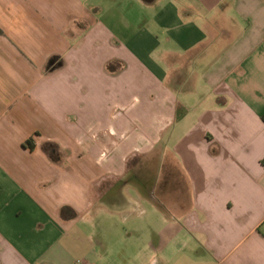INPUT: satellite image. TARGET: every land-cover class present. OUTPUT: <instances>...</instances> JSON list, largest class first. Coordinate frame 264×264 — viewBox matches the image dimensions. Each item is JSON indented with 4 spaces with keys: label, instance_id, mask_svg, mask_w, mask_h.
Listing matches in <instances>:
<instances>
[{
    "label": "crops",
    "instance_id": "1",
    "mask_svg": "<svg viewBox=\"0 0 264 264\" xmlns=\"http://www.w3.org/2000/svg\"><path fill=\"white\" fill-rule=\"evenodd\" d=\"M0 28V264H264V0H0Z\"/></svg>",
    "mask_w": 264,
    "mask_h": 264
},
{
    "label": "rangeland",
    "instance_id": "2",
    "mask_svg": "<svg viewBox=\"0 0 264 264\" xmlns=\"http://www.w3.org/2000/svg\"><path fill=\"white\" fill-rule=\"evenodd\" d=\"M135 177H133V175L132 174H130L129 175V177H128V179L126 180V182L127 183H125L124 185H123V192H125V193H128L130 196H134V195H136V193H146L147 192V189L145 188V187H143L142 185H138L136 182H135ZM115 191H118L117 189L115 190ZM112 202H117V201H115L114 199L112 200ZM124 202H129L128 200L126 201V200H124V201H122V203H124ZM142 207L145 209V210H151L152 209V207H154V205H153V203L152 202H150V201H144V202H142ZM133 222H131L130 221V223L128 222L127 223V228H131V226L133 225L132 224ZM135 224V223H134Z\"/></svg>",
    "mask_w": 264,
    "mask_h": 264
},
{
    "label": "trees",
    "instance_id": "3",
    "mask_svg": "<svg viewBox=\"0 0 264 264\" xmlns=\"http://www.w3.org/2000/svg\"><path fill=\"white\" fill-rule=\"evenodd\" d=\"M4 35V32L0 28V37ZM113 69L112 65L110 64L108 66V70L111 72ZM27 145H30V142L26 143ZM30 148L33 149L34 146L31 144ZM44 152L53 160H57L61 157V151L57 144L48 142L43 146Z\"/></svg>",
    "mask_w": 264,
    "mask_h": 264
}]
</instances>
